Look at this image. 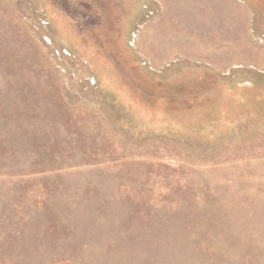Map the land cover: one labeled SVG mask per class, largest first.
Returning <instances> with one entry per match:
<instances>
[{"label":"rangeland","instance_id":"374dc122","mask_svg":"<svg viewBox=\"0 0 264 264\" xmlns=\"http://www.w3.org/2000/svg\"><path fill=\"white\" fill-rule=\"evenodd\" d=\"M0 264H264V0H0Z\"/></svg>","mask_w":264,"mask_h":264}]
</instances>
